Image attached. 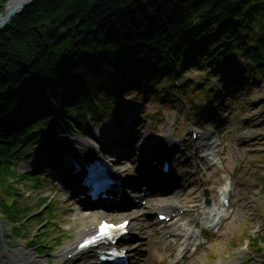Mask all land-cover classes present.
I'll use <instances>...</instances> for the list:
<instances>
[{
  "label": "trees",
  "instance_id": "16d2710c",
  "mask_svg": "<svg viewBox=\"0 0 264 264\" xmlns=\"http://www.w3.org/2000/svg\"><path fill=\"white\" fill-rule=\"evenodd\" d=\"M205 62L264 76V0H33L0 31V225L35 240L20 184L42 181L19 166L40 135L82 132L88 114L101 120L131 94L162 87L174 102V81Z\"/></svg>",
  "mask_w": 264,
  "mask_h": 264
},
{
  "label": "rangeland",
  "instance_id": "374dc122",
  "mask_svg": "<svg viewBox=\"0 0 264 264\" xmlns=\"http://www.w3.org/2000/svg\"><path fill=\"white\" fill-rule=\"evenodd\" d=\"M204 66L209 67L208 64ZM192 78L210 84L209 88L212 90L213 87L219 90L212 102L214 109L207 111L196 106L194 95L186 104L182 99L175 103L165 100L157 102L151 94L147 100L138 99L136 105L129 102L116 116L112 114L101 122L91 121L86 126L87 131L92 134L95 130L105 128L107 137L115 134L116 129H123L122 140L117 146L113 144V151L116 148L130 149L128 156L120 163L122 170L130 168L131 164L135 169L142 167L144 154L150 150L149 146L155 138L164 137L165 145L168 135L176 137L177 140L184 138L182 154L180 157L174 156L171 166L172 170L176 168L181 179L164 189L168 190L165 195L155 196L149 201L143 208L145 213L138 208L139 203L135 198L130 199L135 205L129 211L94 213L96 222L103 215L118 220L133 218L132 247L135 251L131 252L135 264H171L177 255L180 240L178 243L174 238L165 241L160 234V225L155 215L160 201L177 199L184 204L198 202L204 206L206 188L213 204L219 206L221 193L231 178L237 182V189L230 218L214 233L205 232L207 243L184 264H202L206 263L205 259L210 262L206 264H248L251 257L264 256V253H259L251 246L254 235L264 227V76L240 85L237 98L230 96L227 83L215 71H196ZM205 93L203 91L200 96L205 98ZM125 110H129L126 116L122 114ZM224 115H227L225 120L222 119ZM131 124H134L132 128ZM192 126L202 133L219 129L224 143L221 145V162L218 165L209 163L204 158L198 141L186 133ZM66 135H54L50 140L56 142ZM68 137L77 138L75 133H70ZM40 141V144L27 151L20 163L22 174H38L43 183V187L39 188L35 179L28 178L20 184L25 193L21 199L22 206L30 209L35 217L30 222V235L35 240L27 243V240H14L9 237L8 246L0 240V264H9L8 255L17 250L30 252L31 256L42 261L41 264H55L60 257L65 258V254L80 238L87 225L77 202L66 196L56 185L54 174L60 169L57 161L51 162L48 168L37 169L54 152L43 138ZM134 207L138 209L137 212ZM191 209L194 210L188 218H193L195 212H200L198 207ZM49 233L53 246H50L51 250L47 254H40L39 246L35 245L38 238L42 241L41 237L47 238ZM212 252L217 256L222 254L216 257ZM68 264L82 263L75 261Z\"/></svg>",
  "mask_w": 264,
  "mask_h": 264
},
{
  "label": "bare ground",
  "instance_id": "6f19581e",
  "mask_svg": "<svg viewBox=\"0 0 264 264\" xmlns=\"http://www.w3.org/2000/svg\"><path fill=\"white\" fill-rule=\"evenodd\" d=\"M163 146H164V144H163ZM125 171L128 173L127 178H129V176H130L129 175L130 168L126 169ZM131 178L132 177H130V179ZM147 181H148V179H147ZM133 182H134V180H133ZM213 210H215V208H213ZM81 212H82L81 215L85 219V222L87 223V225H85L84 229L82 230V232L80 234V239L85 237V236H87V235H89V234H92V231H93L92 227L95 224V219L97 218L96 215L92 211H90L89 209H84ZM216 213H217V217H218L222 213V211L221 210H216ZM214 217H215V214H213V212H205V222H204L205 225H208V226L212 225ZM168 228L170 230L178 231V232H181V231L187 229V228L183 227V224L181 222H178L177 224L175 222H173V223L163 227V229H168ZM187 231H188V233H190L189 229ZM76 248H77V246H76ZM131 249L134 250V248H131ZM68 254H69V252L66 253L64 257H66ZM31 255L32 254L30 252H26V251H23V250H17V251H15L13 253H10V255H8L10 257L9 258L10 261L8 263L9 264H41L42 263L41 260H37V259H35V257H33ZM78 257L83 258V259H87V260L93 259V258H91L89 252L87 253V251L85 252L84 250H79L77 252V254L75 255V258H78ZM96 259L97 258H94V260H96ZM45 262H47V260H45ZM55 264H68V261H66L65 258L62 259L60 257Z\"/></svg>",
  "mask_w": 264,
  "mask_h": 264
},
{
  "label": "water",
  "instance_id": "95a60500",
  "mask_svg": "<svg viewBox=\"0 0 264 264\" xmlns=\"http://www.w3.org/2000/svg\"><path fill=\"white\" fill-rule=\"evenodd\" d=\"M33 0H8L0 13V31L10 24Z\"/></svg>",
  "mask_w": 264,
  "mask_h": 264
}]
</instances>
